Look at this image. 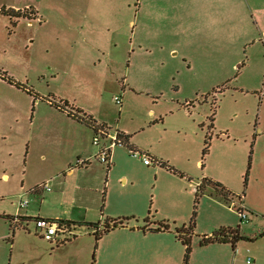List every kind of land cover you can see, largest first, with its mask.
<instances>
[{"label":"rangeland","instance_id":"1","mask_svg":"<svg viewBox=\"0 0 264 264\" xmlns=\"http://www.w3.org/2000/svg\"><path fill=\"white\" fill-rule=\"evenodd\" d=\"M217 1L0 0V264H122L128 244L152 243L143 241L150 221L176 241L193 217L201 251L190 261L206 259L199 241L229 209L213 204V189L196 202L203 179L245 195L239 233L264 238V135L254 138L264 126V21L250 20L246 2ZM26 7L35 16L11 12ZM66 102L156 162L145 167L119 145L107 179L95 160L69 177L81 150L78 125L56 108ZM86 146L93 156L92 139ZM46 182L50 192L31 193ZM26 213L73 221L69 240L51 246L33 218L13 221ZM117 218L129 220L97 241ZM249 240L238 245L242 264H264V239Z\"/></svg>","mask_w":264,"mask_h":264},{"label":"crops","instance_id":"2","mask_svg":"<svg viewBox=\"0 0 264 264\" xmlns=\"http://www.w3.org/2000/svg\"><path fill=\"white\" fill-rule=\"evenodd\" d=\"M212 1L216 6L218 5L217 0H212ZM242 1L246 2L247 8L249 9V11L251 13L250 20L254 19L256 22V25L259 21H264V0H261V1L260 0H240L241 3H242ZM263 32H264V29L261 28V34ZM263 93H264V91H263ZM262 96H264V94H262ZM92 118L95 119L94 117H92ZM69 121H71L75 125H78V127H79V128H76V130H75L76 134H75L74 139H73L74 148L76 150H81V153H79L80 155L77 156V161L91 158L92 156L87 157V155H86V154H88L86 141L88 142V139L89 140L92 139V136H93L92 130L84 124L77 123V122L70 120V119H69ZM97 122L101 123L102 121L101 122L97 121ZM109 127H110V125H109ZM255 128L256 129H255L254 138L257 140L258 138L263 137V135H264V126H263V123L261 122V120L259 122H257V126ZM84 143H85V146H84ZM90 143H91V141H90ZM94 149L96 152L95 147H94ZM81 156H84V157L81 158ZM91 163L88 166L76 167L77 169L74 167H71V166L68 167V165H67L65 170H67V175L69 177H72L74 175H78L77 173H81L82 170H83L82 173H85V171H88V168L91 165ZM112 165H113V156H112ZM143 165L145 167L150 166V165H145V164H143ZM101 166H103V165H101ZM104 169H106V168H104ZM110 171L107 174V177L110 174ZM199 183L200 182H197L195 184V186H197ZM88 185H89V181H87V186ZM207 188H208V190L213 189L211 186H207V187H205L204 192L207 190ZM240 197L242 199L244 206L248 210L249 208H247V206L244 203L246 196L242 195ZM221 198L222 197H220V196H214L213 199L215 202L213 201V204L217 205L220 208L221 207L223 208L224 204L222 203ZM249 211H251V209H249ZM251 214H254V213H251ZM232 215L234 216L235 214L231 211H229V212L226 211V213L224 215H222V214L215 215L212 218L215 229H212L211 231H209L210 233L205 234L203 236H210L212 233L216 232L220 228H231V229L238 228V230L240 232L241 231L240 220H236ZM22 218H33V219L34 218H43V219H46L48 217L42 216L40 214H38L35 217H29L28 213H26V215L22 216ZM64 221H69V220L65 219ZM70 222H73V221H70ZM150 223L153 224L152 228H155L157 223H165V222L162 221V222H156V223L154 222L153 223L150 221ZM169 231H171V230L169 229ZM263 231L258 232V235L260 233H262ZM137 235H138L137 233H133L132 237L135 238V237H137ZM149 235H151V237ZM242 237H243V239L238 241L235 244L234 248L231 246V244H210V245L206 246V247H208V248H206L207 249V254H205L206 259L198 260V262H196V263L194 262L193 259L191 261L189 259V264H242V261H241V259H239L238 256L242 257L244 252L239 253V251H238L239 243L243 242L246 239H251V240H249V242L247 244L253 245L252 243L257 242L256 241L257 239H260V240L264 239L263 237H262V239L257 238V237H255V235H254V237H251V236L246 237L245 235H243ZM143 241H148V242H152V243H149V244L143 243L141 246L128 244L127 248L124 250V251H126L125 253L128 254V256H126V259H125V261L122 262V264H182L184 248L177 239L175 241L174 238L172 236H170V232H167V231H162V232H158V233L148 232L146 234V236L143 237ZM192 243H193V239H192ZM48 244L52 246V245L60 244V243L55 242V243H48ZM199 246H200V244H199ZM191 248H192L191 254H197V253H200V251H201V250H199V248H197L195 243H193V246ZM245 252L247 255L251 254L256 258L255 250L250 249V251H249V249H248ZM134 254H135V257L137 258V260H134ZM191 254H190V257H191ZM247 260H250V262H251L250 264H254V260L251 257H249V256L247 257L246 264H247Z\"/></svg>","mask_w":264,"mask_h":264},{"label":"trees","instance_id":"3","mask_svg":"<svg viewBox=\"0 0 264 264\" xmlns=\"http://www.w3.org/2000/svg\"><path fill=\"white\" fill-rule=\"evenodd\" d=\"M34 11L31 13L32 14V16L30 15L31 17L35 16ZM11 12H15L17 14L23 13L21 11H13V10ZM11 16H13V15H11ZM16 18H20V16H17ZM56 108L62 112H65L66 115L68 117H70L73 121L80 123V124H84L87 127H89L93 133L97 131V126H99L101 128H103V127L110 128L105 123H98L90 115L84 113L80 109H73L72 108L68 111L67 110V108H68L67 102L64 104V108H62L60 106H56ZM212 121L213 120L211 119V127L213 126ZM118 134H119V137L122 139L124 145L127 147H130L131 146L129 144L130 136H128V135H126L120 131H118ZM205 145H206V147L203 150V153H202L203 155H205L206 152L208 151L209 140H208V142H205ZM152 161H155V160H153V158H152ZM89 164L90 163H87L85 166H88ZM111 166H112V164H111ZM111 166L106 168V179H107V174L109 173ZM162 166H164V165H162ZM76 167H80V166H78L76 164V166L74 168H76ZM169 170H171V169H169ZM207 186H211L213 188L214 192L218 196L222 197L223 199H227L230 196H234L233 194L228 192L220 183L212 182V181L207 180V179H203L199 183V185L195 188V191H194V194L196 197V202L198 201L199 195H203L205 187H207ZM34 190H35V188L32 189V191H34ZM19 219L21 221L28 222L31 218L19 217ZM34 219H36V218H34ZM128 220H129V218H117V219L106 220V223L104 224L103 230L98 231L99 233L96 232V240L98 241L100 239L101 235L104 233L108 234L110 231H112L118 227H124V224H126ZM58 221L67 224V226H69L70 228H72V226L75 224L74 222H70V221H63V220L62 221L58 220ZM145 222H148V221L145 220ZM85 225L88 227L96 228V229H98V226H99V224H92V223H88V224L86 223ZM150 225H153V224L149 223L148 225H145L146 226L145 227L146 232L158 233V232H162V231H169V226L165 223H157L155 228H152V226H150ZM194 227H195V222H194V217H193L190 220L189 227H183L180 230H178V229L175 230V238L181 243V245L184 248L182 264H189L190 254L192 251L191 244H192V237L194 235V231H193ZM242 239H243V237L240 235L238 228H235V229L220 228L216 232L212 233L210 236H203L200 239L199 244H200V246H208L210 244H231V246L234 248L235 244Z\"/></svg>","mask_w":264,"mask_h":264},{"label":"built area","instance_id":"4","mask_svg":"<svg viewBox=\"0 0 264 264\" xmlns=\"http://www.w3.org/2000/svg\"><path fill=\"white\" fill-rule=\"evenodd\" d=\"M15 11H21L25 14L31 15L34 9L32 7H26L22 10ZM114 102L117 106L121 105V101L118 97H114ZM119 145H124V143L119 137L118 130H114L111 127L101 128L97 126V131L93 133L92 137V146L96 148V152L91 158L78 160L76 164L78 166H85L87 163H91L92 160H95L107 168L112 164V154L114 148ZM130 150L133 157L140 159L145 165H151L152 158L148 154L132 148ZM37 191L50 192V186L48 185V182L36 187L34 191H31V193H35ZM23 196L24 195L18 197L17 205L19 209H24L28 206V200L24 199L25 197ZM223 200L224 206L229 209V211L237 214L240 222H248L247 209L244 206L240 196H230ZM13 221L20 222L19 217H14ZM33 222L35 224V235L48 243L64 242L71 236V228L67 226V224L58 220L36 218L33 220ZM250 263V260H247V264Z\"/></svg>","mask_w":264,"mask_h":264}]
</instances>
